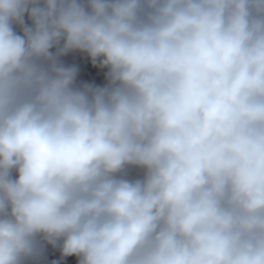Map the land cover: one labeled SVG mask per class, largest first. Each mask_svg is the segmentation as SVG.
I'll return each mask as SVG.
<instances>
[{
    "label": "clouds",
    "instance_id": "clouds-1",
    "mask_svg": "<svg viewBox=\"0 0 264 264\" xmlns=\"http://www.w3.org/2000/svg\"><path fill=\"white\" fill-rule=\"evenodd\" d=\"M49 248L264 264V0H0V264Z\"/></svg>",
    "mask_w": 264,
    "mask_h": 264
}]
</instances>
